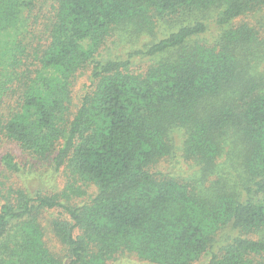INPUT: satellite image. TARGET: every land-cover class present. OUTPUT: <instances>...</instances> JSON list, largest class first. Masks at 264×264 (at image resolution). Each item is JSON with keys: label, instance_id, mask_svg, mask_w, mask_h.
<instances>
[{"label": "trees", "instance_id": "obj_1", "mask_svg": "<svg viewBox=\"0 0 264 264\" xmlns=\"http://www.w3.org/2000/svg\"><path fill=\"white\" fill-rule=\"evenodd\" d=\"M0 142L66 180L0 178V264H193L227 228L208 264H264V0H0Z\"/></svg>", "mask_w": 264, "mask_h": 264}, {"label": "rangeland", "instance_id": "obj_2", "mask_svg": "<svg viewBox=\"0 0 264 264\" xmlns=\"http://www.w3.org/2000/svg\"><path fill=\"white\" fill-rule=\"evenodd\" d=\"M216 29V28H215ZM206 37H210L208 34ZM120 50V53L126 51V49H122V47L118 46L115 51L117 53ZM141 60H136L135 64H140ZM89 71L82 76L81 81L76 89L77 95H82L84 92L88 91L92 85V80L89 75ZM178 130V129H177ZM176 143L175 147L177 150L176 158L180 160V164L176 170L180 173H185L189 175L191 173L190 165L183 160L181 157V149L184 133L181 130L176 131ZM13 152L18 162L22 166V171L20 173L11 174L7 173L1 163V159L3 155L7 152ZM0 178L7 186L21 187L26 189L29 193L37 194V193H55L60 191L65 186L66 180L61 172L55 171V169L51 166V162L49 163H38L33 160L28 154L21 151L20 148L13 143L10 142H0ZM92 188L90 192H93ZM84 199H88L87 196H82L78 198L77 202H80ZM65 214V213H64ZM62 213V209L59 210H51L46 211L42 214V225L45 229L46 242L48 246L55 252L57 255L65 257L66 251L63 247V244L60 242L59 238L54 234L52 229V224L54 220L59 218H65L66 216ZM237 232L233 231L229 228L225 229L218 233L215 237V240L211 243V248L207 251L204 256L197 262L193 264H208L212 257V253L217 251L219 247L223 246L225 242H227L231 237L236 236ZM108 264H157L151 262L149 260H143L139 258L135 254L126 253L120 255V257L115 258L112 261H109Z\"/></svg>", "mask_w": 264, "mask_h": 264}]
</instances>
